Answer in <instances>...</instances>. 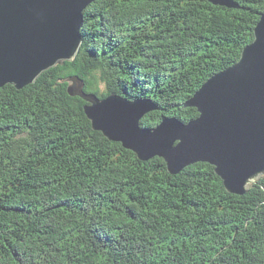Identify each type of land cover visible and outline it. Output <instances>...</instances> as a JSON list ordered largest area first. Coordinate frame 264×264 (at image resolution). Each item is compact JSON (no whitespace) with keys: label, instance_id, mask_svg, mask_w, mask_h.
<instances>
[{"label":"trees","instance_id":"16d2710c","mask_svg":"<svg viewBox=\"0 0 264 264\" xmlns=\"http://www.w3.org/2000/svg\"><path fill=\"white\" fill-rule=\"evenodd\" d=\"M96 0L73 60L0 87V264H264V175L229 192L208 162L171 173L95 130L68 78L150 99L141 119L199 116L190 99L253 41L264 0Z\"/></svg>","mask_w":264,"mask_h":264},{"label":"water","instance_id":"95a60500","mask_svg":"<svg viewBox=\"0 0 264 264\" xmlns=\"http://www.w3.org/2000/svg\"><path fill=\"white\" fill-rule=\"evenodd\" d=\"M94 1L0 0V87L21 89L73 60L83 42L84 10ZM210 1L238 7L235 0ZM254 32L240 59L190 99L199 116L189 122L166 117L154 128L144 127L141 119L157 108L152 100L118 93L102 98L87 92L78 75L67 79L68 91L88 102L84 108L95 130L139 158L163 157L171 173L208 162L229 192L243 195L264 175V12Z\"/></svg>","mask_w":264,"mask_h":264}]
</instances>
